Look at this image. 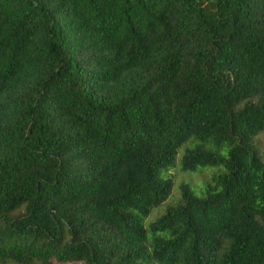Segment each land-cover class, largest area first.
<instances>
[{"label": "trees", "instance_id": "1", "mask_svg": "<svg viewBox=\"0 0 264 264\" xmlns=\"http://www.w3.org/2000/svg\"><path fill=\"white\" fill-rule=\"evenodd\" d=\"M262 134L264 0H0V264H264Z\"/></svg>", "mask_w": 264, "mask_h": 264}, {"label": "rangeland", "instance_id": "2", "mask_svg": "<svg viewBox=\"0 0 264 264\" xmlns=\"http://www.w3.org/2000/svg\"><path fill=\"white\" fill-rule=\"evenodd\" d=\"M256 146L260 151V153L264 154V134L260 135L256 139ZM184 150L185 149L180 151L177 160L178 164L175 167V169L171 170L168 173V176L172 177L174 180V191L172 193V196L166 203H164L162 207H160L159 209L153 212L152 216L148 220V223L156 220L158 217L163 215L166 211V208L169 205H175V203L180 201L181 196H180L179 187L181 184L189 185L191 189L194 191V193L197 196L201 197L203 196V192L205 190L206 185L212 180V178L215 175H218L223 171L222 168L206 167V168H202L201 170L195 173L183 172V170L181 169L180 161L181 158L183 157Z\"/></svg>", "mask_w": 264, "mask_h": 264}]
</instances>
